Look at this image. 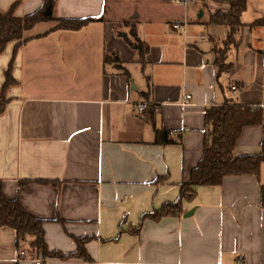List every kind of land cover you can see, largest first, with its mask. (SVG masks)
<instances>
[{
    "label": "crops",
    "instance_id": "1",
    "mask_svg": "<svg viewBox=\"0 0 264 264\" xmlns=\"http://www.w3.org/2000/svg\"><path fill=\"white\" fill-rule=\"evenodd\" d=\"M42 3L0 0V12L16 4L20 18ZM129 4L114 12L108 0H56L55 18L91 22L74 31L42 22L16 51L7 44L0 89L11 61L16 84L5 91L9 102L0 115L4 196L44 221L50 251L74 252V238L90 237L85 249L94 264H264V164L258 178L229 176L219 186L196 188L180 217L146 220L132 233L144 214L179 199L180 183L202 155L207 109L228 103L264 112V27L248 28L264 17V0H247L239 44L228 48L224 72L214 48L225 43L226 29L208 20L227 6L195 0L184 45L170 28L180 7L169 0ZM131 28L148 47L144 63L125 41ZM113 56L122 68L107 61ZM184 95L191 98L182 106ZM140 102L150 108L137 115L133 105ZM155 128L186 132L160 146ZM262 141L264 124L244 127L233 156L257 154ZM20 181L28 183L19 187ZM0 264H33L19 256L8 228H0Z\"/></svg>",
    "mask_w": 264,
    "mask_h": 264
},
{
    "label": "trees",
    "instance_id": "2",
    "mask_svg": "<svg viewBox=\"0 0 264 264\" xmlns=\"http://www.w3.org/2000/svg\"><path fill=\"white\" fill-rule=\"evenodd\" d=\"M215 1L228 7L226 13L213 14L208 20L209 25L222 26L226 29L225 43L220 49L214 48V62L218 71L224 72L230 69V65L225 62L228 48L236 47L239 44L238 33L244 27L241 23V16L247 8V0ZM15 5L7 13L0 12V55L9 43H15L16 51L29 40V38H25V34L39 23L54 22L55 26L51 30L74 31L91 22L90 19L55 18L56 0H43L38 10L20 18L14 15ZM254 27H264V17L248 25V28ZM129 36L131 39H125L127 45L138 53L139 62L144 63L148 47L136 37L133 28H131ZM107 61H110V58L107 57ZM111 61L116 65V68H122L117 57L113 56ZM11 70L12 61L4 72V83L0 89V115L9 102L5 97V91L16 84ZM204 124L202 155L196 167L190 171L188 181L180 183L179 199L163 204L159 210L144 214L132 233L137 234L146 220L157 222L164 217H180L183 214L182 203L192 201L198 187L219 186L223 179L229 176L252 175L256 178L259 177L261 165L264 164V141L260 145L259 152L254 155L234 157L233 150L244 127L264 124V112L260 108L242 107L228 103L211 107L204 113ZM170 134L155 128L154 144L160 146L175 144L176 142L170 138ZM27 183L28 181H20L18 186L21 187ZM37 183L51 184L57 188L61 184V182L55 181H37ZM260 190L261 204L264 206V186H261ZM43 224V220L34 218L24 211L17 198L7 199L3 194L0 182V228H8L14 232L15 246L20 257H28V259L40 257L44 260H76L85 264H94L85 249L90 237L74 238L76 244L74 252L62 254L57 251H50L45 243Z\"/></svg>",
    "mask_w": 264,
    "mask_h": 264
},
{
    "label": "built area",
    "instance_id": "3",
    "mask_svg": "<svg viewBox=\"0 0 264 264\" xmlns=\"http://www.w3.org/2000/svg\"><path fill=\"white\" fill-rule=\"evenodd\" d=\"M195 2V0H169V3L171 5H175L181 8L182 10V15L176 19H174L171 23H170V28L173 32L179 34L182 37L183 43L184 45H186V41H187V31H188V26H189V11H190V7L191 5ZM201 40H205V37H200ZM231 90L233 92H237L238 90L235 87H232ZM190 95H184L183 97V101L181 103L182 106L187 105L188 101L190 100ZM149 104L146 102H140L137 103L135 105H133V109L134 112L137 115H142L143 113H145L147 110H149ZM186 132V130H181L179 132H174L171 133L170 135L176 137V138H180L184 133ZM24 253H21V255H23ZM31 262L33 264H41V262H43L44 260L41 259H30ZM238 262H242V258L238 257Z\"/></svg>",
    "mask_w": 264,
    "mask_h": 264
},
{
    "label": "rangeland",
    "instance_id": "4",
    "mask_svg": "<svg viewBox=\"0 0 264 264\" xmlns=\"http://www.w3.org/2000/svg\"><path fill=\"white\" fill-rule=\"evenodd\" d=\"M108 3H109V6L111 8L114 7V12L117 11H122L123 9L129 7V3H130V0H108ZM145 3L146 5L150 3V0H145ZM116 9V10H115ZM222 45L220 47H217V48H221ZM112 60V59H111ZM110 60V62H111ZM112 63V62H111ZM114 66H116L114 63H112Z\"/></svg>",
    "mask_w": 264,
    "mask_h": 264
},
{
    "label": "water",
    "instance_id": "5",
    "mask_svg": "<svg viewBox=\"0 0 264 264\" xmlns=\"http://www.w3.org/2000/svg\"><path fill=\"white\" fill-rule=\"evenodd\" d=\"M193 211H190L189 213H187L185 216H190L192 214Z\"/></svg>",
    "mask_w": 264,
    "mask_h": 264
}]
</instances>
